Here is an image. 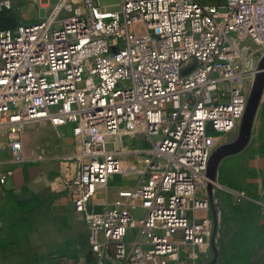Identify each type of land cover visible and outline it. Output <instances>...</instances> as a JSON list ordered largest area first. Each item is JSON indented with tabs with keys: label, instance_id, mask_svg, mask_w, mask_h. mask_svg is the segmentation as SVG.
<instances>
[{
	"label": "built area",
	"instance_id": "2783aa9c",
	"mask_svg": "<svg viewBox=\"0 0 264 264\" xmlns=\"http://www.w3.org/2000/svg\"><path fill=\"white\" fill-rule=\"evenodd\" d=\"M26 4L38 21L0 29V137L23 162L28 123L72 126L81 149L64 185L99 264L197 259L214 232L209 159L239 128L264 55V0H0V16ZM130 173L139 182L110 207L92 202Z\"/></svg>",
	"mask_w": 264,
	"mask_h": 264
},
{
	"label": "crops",
	"instance_id": "0c3cea01",
	"mask_svg": "<svg viewBox=\"0 0 264 264\" xmlns=\"http://www.w3.org/2000/svg\"><path fill=\"white\" fill-rule=\"evenodd\" d=\"M22 142L25 159L19 162L0 137V264H99L85 215L74 210L73 195L64 185L76 166L69 158L81 149L72 126L31 122ZM124 166L132 164L126 159ZM139 180L136 173L116 175L92 202L110 207ZM212 193L218 217L216 264H264V96L247 147L221 162ZM209 214L213 218L212 208ZM189 250L181 253L186 264L214 259L212 245L198 248L194 260L187 257Z\"/></svg>",
	"mask_w": 264,
	"mask_h": 264
},
{
	"label": "water",
	"instance_id": "95a60500",
	"mask_svg": "<svg viewBox=\"0 0 264 264\" xmlns=\"http://www.w3.org/2000/svg\"><path fill=\"white\" fill-rule=\"evenodd\" d=\"M17 24V19L14 15L0 16V29L14 27ZM115 51V49H113ZM259 73L257 74L254 85L251 89L249 99L247 102L246 110L243 115L241 124H240V133L237 139L234 141L220 145L212 153L208 167H207V178L208 185L207 189L210 193L211 208L213 212L214 220V232L212 237V248L214 251V259L210 264H216L219 257V249L216 245V236L218 233V217L217 209L214 203L213 197V184L217 181L218 177V168L221 162L233 155H236L242 152L248 145L254 125L255 115L258 110L259 104L263 97L264 90V55L261 57L258 64ZM30 195H24L19 200H24Z\"/></svg>",
	"mask_w": 264,
	"mask_h": 264
},
{
	"label": "rangeland",
	"instance_id": "374dc122",
	"mask_svg": "<svg viewBox=\"0 0 264 264\" xmlns=\"http://www.w3.org/2000/svg\"><path fill=\"white\" fill-rule=\"evenodd\" d=\"M99 2V5L102 7V9L104 11H116L119 10V6L121 4V0H97ZM216 5H222L223 4V0H204ZM43 4H47V0H42ZM16 18L18 21H21L22 23L25 24H30V23H34L36 21L39 20L42 11L40 10V8L38 6H33V5H21L16 11ZM135 31L137 34L139 35H143L146 33V26L143 23H139L136 25L135 27ZM240 133V126L238 129H236L234 132L230 133L229 135H227L225 137V139H223V141L225 142L226 140H230V142L234 141L235 139L238 138ZM223 145V143H222ZM141 146L146 147L147 144L146 143H142L141 142ZM206 185H208V183H206ZM134 216L135 218H140L144 216V211L142 208H136L134 210ZM181 233L179 232L177 237L180 238Z\"/></svg>",
	"mask_w": 264,
	"mask_h": 264
},
{
	"label": "trees",
	"instance_id": "16d2710c",
	"mask_svg": "<svg viewBox=\"0 0 264 264\" xmlns=\"http://www.w3.org/2000/svg\"><path fill=\"white\" fill-rule=\"evenodd\" d=\"M207 2V1H206Z\"/></svg>",
	"mask_w": 264,
	"mask_h": 264
}]
</instances>
